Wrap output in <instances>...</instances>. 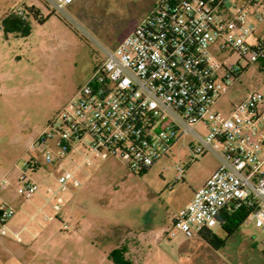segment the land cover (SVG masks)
Instances as JSON below:
<instances>
[{"label": "rangeland", "instance_id": "1", "mask_svg": "<svg viewBox=\"0 0 264 264\" xmlns=\"http://www.w3.org/2000/svg\"><path fill=\"white\" fill-rule=\"evenodd\" d=\"M157 1L74 0L67 16L54 12L38 24L28 15L26 30L11 32L4 24L11 13L34 6L45 16L51 8L42 0H0V182L6 180L0 186V204L12 213L9 223L24 224L32 218L30 232L35 223L49 221L43 238L25 249V236L11 231L10 242L0 246V264H113L108 254L120 245L131 264H202L208 255H217L213 258L219 261L239 253V264H264V231L252 218L218 252L199 238L164 236L173 215L216 164L211 154L191 156L188 137L140 174L130 173L123 161L107 152L89 153L81 145L58 162L46 163L43 148L54 154L56 150L50 144H34L102 62V48L114 47ZM214 57L218 63L244 68L217 103L223 110L225 103L257 86L263 62L250 54L246 62L227 51ZM176 164L184 170L181 180L175 179ZM22 174L38 186L29 199L17 193ZM59 177L66 183L59 184ZM212 230L225 236L219 226Z\"/></svg>", "mask_w": 264, "mask_h": 264}, {"label": "built area", "instance_id": "2", "mask_svg": "<svg viewBox=\"0 0 264 264\" xmlns=\"http://www.w3.org/2000/svg\"><path fill=\"white\" fill-rule=\"evenodd\" d=\"M42 1L67 16L74 0ZM16 14L24 16L21 9ZM225 51L263 63L257 86L220 110L217 103L244 70L215 60ZM102 53L88 80L37 136L34 144L56 150L43 148L44 161L58 162L81 145L89 153L107 152L140 174L188 137L191 156L211 154L217 166L164 236L191 239L239 210L264 231V0H158ZM174 171L181 180L182 166ZM20 181L17 193L24 199L37 192L23 174ZM58 183L66 181L59 177ZM11 216L0 204V224Z\"/></svg>", "mask_w": 264, "mask_h": 264}, {"label": "trees", "instance_id": "3", "mask_svg": "<svg viewBox=\"0 0 264 264\" xmlns=\"http://www.w3.org/2000/svg\"><path fill=\"white\" fill-rule=\"evenodd\" d=\"M43 4L47 6L44 2ZM16 11L11 13L4 21L5 28L11 32L26 30L25 22L26 16L28 15H30L38 24H43L51 14H54V11L51 9V12L43 16L40 10L34 6L26 7L25 11H23L24 16L17 15ZM248 217V212L244 210H239L229 216L223 215L220 218L222 220L221 227L225 233L224 237H219L217 234L208 229L202 230L199 233V236L212 248L216 250L220 249ZM125 253V246H117L108 254V259L111 260L113 264H131L124 258Z\"/></svg>", "mask_w": 264, "mask_h": 264}, {"label": "crops", "instance_id": "4", "mask_svg": "<svg viewBox=\"0 0 264 264\" xmlns=\"http://www.w3.org/2000/svg\"><path fill=\"white\" fill-rule=\"evenodd\" d=\"M121 41V40H120ZM119 41V42H120ZM118 42V43H119ZM117 43V44H118ZM116 44V45H117ZM115 45V46H116ZM114 46V47H115ZM245 96V94L240 98V99H238V100H235V101H229V102H227V103H225V105H224V108L223 109H227L228 107H229V105H231L232 103H234V102H237V101H239V100H241L243 97ZM78 146L76 145L73 149H75V148H77ZM73 149H71L69 152H68V154L73 150ZM67 154V155H68ZM216 166H217V163L215 164V168L212 170V172L216 169ZM212 172L205 178V180L198 186V187H200L201 185H203L204 184V182L207 180V178L212 174ZM198 187H196V188H194L193 190H192V193H193V191L195 190V189H197ZM192 198V197H191ZM191 200V199H190ZM43 204L37 209V211H38V213H40L41 212V210H43ZM56 213H57V218L58 219H60V215H59V213L57 212V211H55V215H56ZM176 214V213H175ZM175 214L173 215V217L175 216ZM173 217H172V219H173ZM248 218H250V217H248ZM30 219H32V218H30ZM30 219H28V223H29V221H31ZM44 219H46V217H44ZM172 219H171V221H172ZM28 223H22V224H17V225H15V223L14 224H12V221L9 223L8 222V220L6 221V223L4 224V225H1L0 224V246H4V245H6L7 244V242H10V237H9V235H10V232L11 231H14L16 234L15 235H21V234H23L25 237H23V239H24V242L22 241V245H23V248L24 247H29L30 246V244H33V243H35V242H38V241H40V239L41 238H43V236H44V232H45V230L47 229V227L49 226V221H48V223H44V225H42V224H38V222L37 223H35V230H33L32 232H30V231H28V227H29V224ZM244 223V222H243ZM242 223V224H243ZM242 224L239 226V228L242 226ZM221 225L222 224H219V225H217V226H219L220 227V229L222 230V227H221ZM257 227V226H256ZM239 228L234 232V233H236L238 230H239ZM259 228V227H258ZM211 231L213 232V230L211 229ZM223 231V230H222ZM224 232V231H223ZM215 233V232H214ZM8 234V235H7ZM216 234V233H215ZM218 235V234H217ZM219 237H222V235H218ZM232 237V236H231ZM193 238H199V239H201V240H203L200 236H196V237H193ZM22 239V240H23ZM188 240V239H187ZM204 241V240H203ZM264 241V240H263ZM205 242V241H204ZM255 242V241H254ZM251 244H253V242H250V244L248 245V246H250L251 247V249H252V252H253V255L256 253V250H255V248L251 245ZM209 245V244H208ZM210 246V245H209ZM211 247V246H210ZM212 248V247H211ZM25 249V248H24ZM212 250H214L215 252H218V250L219 249H214V248H212ZM23 254V251H22V253H19L18 254V256H19V258H22L21 257V255ZM39 255H40V252L38 253ZM215 256H217V255H215ZM215 256H213V257H215ZM242 256V253L240 254H236V255H234L233 257H231V256H229V255H227V256H222L220 259H219V261L218 260H216L215 258H213L212 256H210V255H208V257H207V261L205 262V263H202V264H239V262L237 261L240 257ZM244 256V255H243ZM246 256V255H245ZM32 258H34V256H32ZM230 258H232V259H234L235 261L234 262H232V260H230ZM257 262V261H256ZM62 264H67V262L66 261H64Z\"/></svg>", "mask_w": 264, "mask_h": 264}]
</instances>
